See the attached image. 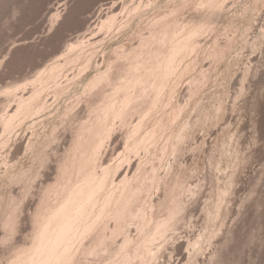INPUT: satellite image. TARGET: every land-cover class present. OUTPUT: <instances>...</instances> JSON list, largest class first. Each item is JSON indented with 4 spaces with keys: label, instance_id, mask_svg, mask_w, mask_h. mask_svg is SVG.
<instances>
[{
    "label": "rangeland",
    "instance_id": "obj_1",
    "mask_svg": "<svg viewBox=\"0 0 264 264\" xmlns=\"http://www.w3.org/2000/svg\"><path fill=\"white\" fill-rule=\"evenodd\" d=\"M212 1L213 2H210V4L207 5V3L209 2L206 3V0H0V264H11V263L14 264V262H11L13 258L23 259L20 257L21 256L20 252H22L24 255V256L22 255V257H27V258L26 260L25 259L21 261L18 260L19 261L18 264H51V262L49 261L51 259L56 263L57 262L60 263L61 259L59 255L62 253V251L67 249V251H65V254L66 252L68 254L69 252L71 253V250L73 253V249L71 248V250L69 251L68 248L70 246L74 247V245H78L79 240L80 241L82 240L81 237L85 239L84 237H87L86 233L88 232V230H89L88 237L90 236L92 239H93L92 236L94 235L97 236L98 234L97 231H96L97 234H94L91 231L92 230L91 227H93L92 224L94 223L92 220L100 219L98 218L99 216L96 217L97 219H93L92 218L93 215L91 216V213L89 212L90 209L93 208L91 207V204L92 205L94 204L92 203L94 199L89 198L93 201L89 200L91 204L90 207L88 204V207L90 209L86 208L88 209V214H86L87 210L84 208L85 206L83 207L84 203L82 202L84 201L82 202L80 201L83 200L84 197L92 195L90 193L94 191V186L96 181L94 179L95 178L97 179L96 176L101 177L102 178L101 180H105L106 183L105 185H107V191L111 190L110 188L112 187L113 184L115 185V183H118L119 185L117 184V186H115L117 187L115 188L116 189L115 191L113 190L109 191V192L118 193V191L121 192L122 188L124 187L127 189L129 188L126 187L127 183H124L125 179L124 181H122L124 185L123 183H119V181L121 179L123 180L124 177L128 178L129 173H132L130 175L132 177L129 176V178L132 179L133 177H135L133 176V173L134 174L138 173V171L141 172L139 169H137L141 164V162L142 165L146 164V167L144 166L145 169L143 168L142 165L141 168H143V170L151 171L153 175L149 171H147L148 173L147 172L145 173L148 175H145L144 172L140 174L142 175V177L139 175L140 183L138 182V180L137 183L141 185L140 186L138 184L135 185L136 182H134L135 189L134 188L131 189L130 187L133 193H131L128 189L127 191L129 192L127 197H129V193H131V195L133 194L132 195L133 198L135 197V199L140 203L141 198L137 199L138 197L137 192L142 190L145 192L147 184H149V187L151 185L150 188L152 189L151 190L152 193L148 192L150 195L145 194L146 192L145 193L140 192L139 195V197L142 195V198H144L143 197L144 195L146 198L147 195V199H148L147 200L148 202L146 201L147 202L146 204H144L145 202L144 199H143L144 202L142 201V203H140L141 207L139 209L142 210L143 212V208H144L145 211L143 213L141 212L142 214L140 213V217L145 213H146L145 215L148 214L150 216L151 210L154 211L151 214V215L154 214L153 221L151 216H150L151 219L150 218L148 219L152 221V227L150 224L151 221L148 222L149 224L147 223L149 227H151L150 229H152L153 232L154 230H158L159 232H162L161 230L158 229L159 226L157 229H155L157 225L154 226L155 228L153 230V225L157 224V221L160 220L161 218H162L161 220L165 219V221L169 219L168 217L170 214L169 211L172 210L170 209L171 206L174 207V205H172L174 201L175 202L179 201V203L176 202L178 203V205L176 204L177 208L181 207V209L178 210L180 211L182 210L183 212L181 213L180 211L177 212L178 214L176 216L175 210L177 209L175 206V210L172 211L173 212L175 211V218L178 217L179 214L182 215L181 217L179 216V218H176L177 220L180 219V221H176L175 219H173L172 221L176 222L174 223L170 220L171 223H174L173 225H169L171 224L169 221H168L169 223L166 222L168 223L167 225L169 226L168 227L169 231L168 228H165L166 223L165 225H163L162 223V227L164 226L163 231L167 229L168 236L164 234L166 232L161 233L162 235H166L164 237L163 236L161 237L164 239H161L160 238L161 234L160 236H157L159 235V232L156 231L158 232V234L156 233L157 234L156 236H155V232L153 234L155 237H157L155 238L153 237L152 235L153 232L150 229L147 230V232H145L146 230L145 231L143 230L145 227L148 226H145L144 223H143L144 227L141 225L142 224L140 222L141 219L137 217L139 216L137 215L139 214L137 210H134L133 212L128 211V207L134 205V203L132 204L130 203L131 202L130 198L132 196L129 197L130 202L126 197L127 200L125 202L126 204L125 206H127V204L129 205L126 207L127 208L126 211L132 212L131 215L133 214L132 215L133 217L130 215L131 216L130 220L134 218L131 221L133 225L132 224H131L132 226L128 225V228L129 226H131L129 230L132 231L131 234L133 235V241L134 238L135 241L137 240V243L142 241L141 246L143 247L144 244L146 245L148 244L149 246L151 242V241H149V243L144 242L143 239L145 236L147 237L150 235L149 237H151V239L153 238V240L154 238L155 240L158 238L159 240H162L160 242L158 241L159 243L157 242V240L155 242L160 244V246L157 244H155V246L151 245L153 247V251L147 249L150 248V246L149 247L144 246L145 249L148 250V252L146 251V253L147 254L150 253V256L152 254L150 258L146 257L148 259L145 258L146 255V254L144 255L145 252L142 251L140 252L143 253L144 257L140 256L142 255L141 253H139L140 254L139 256L141 258L143 257L144 259L143 258L141 259L137 255L138 253H136L137 260L134 259L135 255L133 254V252H135L137 249L140 250L139 249L140 247L137 248L133 246V248H136V250L134 251L132 246H130L132 253L129 250L130 248L128 249V251H130V253L133 255L132 256L134 257L133 259L137 261V263L134 261V264L135 263L147 264V262L149 264H264V0H212ZM180 4L181 6H183L182 4H184L185 8L181 7ZM175 6L176 8H178V11L180 10L179 12L181 14L177 12ZM182 8L184 9L181 10ZM171 11H173L172 17H174V15L176 14L178 16L179 13L180 15L178 16L179 22L177 24L178 26L180 24L181 28L185 27V29L187 30L186 32H183V34L180 30H178L181 32L180 35L176 34L175 36L173 34V32L175 33L180 26L178 27L177 25L174 24L178 28L175 27L174 30H172L173 23H176V19L178 18L176 16H175L176 19L170 17ZM174 11H176L177 13H174ZM154 13L155 15L153 16ZM165 13H169V15L166 14L168 15L166 16ZM160 15H164L165 18H163ZM145 16L147 18H145ZM149 16H153L152 21L151 19L149 21ZM191 16L192 18L193 16L196 18L195 24L194 21L193 23L192 22L190 23V19L192 18L189 17ZM181 17L183 19L184 17L186 18L184 19L183 22L189 20L188 23L187 22L185 23L187 25L190 23L191 26H193L191 27L190 30H189L190 24L188 27H186L187 25L185 23L184 25L186 26L181 25L183 24L182 22L183 19ZM200 17H203L204 20L201 18L202 21H199L200 19L198 18ZM154 18L157 19L156 20L157 22L155 21ZM138 19H141L142 22L141 20ZM172 19L175 20V22H173ZM205 19L206 20L209 19L210 23L209 24H207V22L204 23ZM161 22H168L169 23L168 25L172 26L171 31H169L171 32V34H169L168 36L169 38L172 39L171 36L173 34L175 39L173 38L174 40L172 39L173 41L171 40V42H173L174 44L177 42V44H179L180 47H181V42L179 41H182L183 37H188L189 36L188 34H190L191 36L190 38L192 40L189 39L188 48H190L191 46V49L193 48L192 52L191 49L187 50L188 51L187 52L186 49L188 48L186 47L184 50V52L185 51L187 52V53L185 52V57L188 56L189 59L187 60L186 58V61H182L181 59L184 58L182 57L183 51L179 50L178 51L179 53L180 51H182L181 52L182 58L179 56L180 57L179 59L178 57L179 59L178 63L182 62L181 64H177L175 62L176 63L174 65L175 69L174 68L170 69L171 68L170 65H173L172 62L175 60L172 61L171 58L168 60L170 62L172 61L170 64L168 63L169 64L168 67H170L168 69L169 71L170 70L172 71L173 69L176 70V67L181 65L180 68L178 69L180 70L179 72L181 73H179L177 77L175 76L176 79L173 81L174 74L177 73L178 71L177 70H176L177 72L173 71L174 73L171 75L173 77L171 79L170 76L169 79L166 77V74L170 75L172 72L167 73L168 70L165 67L166 64H164L168 62L167 58L172 55L170 54L172 52H169V50L172 51L173 48L171 49V47L173 46H170L168 43H166L168 44V46L166 45L164 46L162 43L161 44L162 46L160 45L162 47V50L158 51L159 55L156 53H154L156 55H153L151 51L147 52L146 54L149 53V56H151V54L153 55V60L155 61H157L156 59L158 58L154 56H159V58L161 59H163V57H166L164 59V63L162 62L163 60L160 61L162 62L163 65L161 64V69L159 70L162 71L160 74L159 72L153 73L151 71H148L150 64H151L150 65L151 70L153 67L156 68L155 66H153L156 64V62L155 64L153 63L152 65V60H150V58L152 59V56L151 57L148 56L149 58L146 57V59L148 58V60H150L149 62L150 64H147L148 60L147 62H145L146 59L144 60L145 64L143 62L141 64H143V66L145 65L144 67H146L147 64L146 71L148 72L144 71L143 67H141L142 65L139 66L143 69V72L142 69L141 70L139 69V72L143 74L139 73L140 74L139 75L137 72L138 75L131 78L130 81L132 84L133 81L135 80L134 85H132V88H135L134 86L138 84L136 78L137 80L141 79L142 78L141 75H144L145 77V74L148 75L151 72L149 76L150 79H147L148 78L147 75H146L147 76L146 79L148 80V82L152 83L151 86L153 88L150 86V84L147 83L146 79L145 82L144 81L142 82L144 78L141 79L139 84L141 86L142 85L144 86V84L147 83V88L146 86H144V88L143 86L142 87L140 86L139 91H141L142 88L143 93L140 94L139 92V94L140 96L143 95V97L145 95V97L142 98V96L139 97L137 95L138 98L144 100L148 99L145 92H147L150 88H151L150 91H152V89L154 91L156 90L154 96L153 94H151V92H147V93L148 94L150 93L151 96L155 98L156 95L158 94V91L160 90V89L158 90V87L160 88V85H162L163 87L167 85L164 88L165 95L167 94L166 91H168L167 98L166 96H164V92L162 94V92L159 91L160 93L157 96H160L162 94L164 96L162 97L165 98V100L163 99L164 102L162 103L160 102L162 100L161 99L162 97L160 96L161 97L159 101L160 103L157 102L159 105L155 101L157 99H154L152 97L151 100L150 99L145 100L146 102L149 101L150 105H146L144 102L143 105L146 106L141 105L140 107L139 102H134V104L139 103V107H140L138 108V104H137L136 106L137 110H135L134 109L135 107L134 108L131 107L132 105H134L133 101H131L133 99L131 98L130 100L129 98V101L131 102L132 105L131 106L127 105L128 107L127 106L125 107L126 100H128L127 97H129L126 95L128 90L130 93L135 91V89L132 90V92L130 91L131 84L128 83V85L130 84V88L129 86H127L128 89L126 94L122 95V93H120L121 94L120 95L118 93L119 96L125 97L124 101L123 99L121 101V104L122 102H125L124 105L120 104L122 109H120V111L117 109L119 108L118 104L121 98L119 97L117 98L114 96L115 100L116 98L117 100L119 99L117 104L118 106L117 108L115 107L117 109L116 114L114 113L112 115L111 111H106L108 114L110 112L109 115H112L113 117L116 115L115 117L116 121L120 123V125H123L124 127L122 126L119 127L118 126L119 124L114 119H112L111 116L109 119L108 118L109 116L107 115V118L103 121V124L100 127L102 128L104 125L105 128V126H107L108 123L110 124L109 120L111 119L114 120L116 124H113L114 129L113 127H111L112 130H110L109 127L111 126V124L107 126L109 128V131H111V133L107 131L108 128H106V130L103 129L105 132L107 131V136L105 135L106 136L105 138L102 136L104 140L102 139L103 141L101 142V145L100 143L98 144L97 139L101 141L102 137L98 136L99 138H97L96 141L95 136L93 135L94 137H92V134L95 133L96 135L97 131L99 130H96V132L94 131L91 132L92 130L89 128L91 126L88 125H91L92 123L94 125L97 124V122H95L96 117L95 115L93 117L92 114L96 113V111L98 110H101V106H103L101 104L107 102L106 99L110 96L104 93L106 92L109 93L108 91H110L109 94H111V90L113 89L114 84L116 83V81L119 80V78H117L116 80L115 77L118 75L119 77L121 76L119 72L120 70H122L120 67L122 62L118 63V61L119 62L122 61L121 59L126 55L129 48L136 46L141 38L148 36L150 32H152L154 28H156V25ZM171 22H173L172 25ZM198 22H200V25L199 24L197 25ZM201 22H203L204 25L206 24V26L202 25L203 23ZM185 29L182 30L185 31ZM186 41L188 42V40ZM186 41L183 40V42ZM183 45L184 44H182V46ZM163 46L166 47V50ZM175 49L173 51H175ZM160 52L166 55L165 56L162 55V57H160L161 54ZM174 53L178 55V53L176 52ZM74 54L76 56V59L73 58L74 61L69 62L70 59L68 60V57L69 58L71 56L73 57ZM118 54L121 55L119 56ZM146 54L145 56H147ZM174 56H172V58ZM174 59H176L177 61V56ZM83 61L84 64H82ZM54 63L55 64L58 63L59 66L61 65V67L64 68L62 69L64 70V72H62L60 69L59 70L60 73L57 74L58 75L60 74L61 77L59 78L58 76L57 77L58 79L55 78L47 81V85H46L47 87H45V83L42 82V80L44 79L40 78V75L41 74L44 75L42 70L48 67L50 64L53 65V68H50L52 67L51 65L48 71L50 70L55 71V69L57 70V67L59 66L54 67ZM158 63L159 61H157V64ZM96 64H97L96 66L97 68L94 67V65ZM90 65L91 68L89 67ZM107 67L110 69L108 70L111 71L112 76L115 78V83L111 81L112 76L110 77V72L109 71L107 72L106 70ZM154 68L152 71H155ZM86 69H87V73L85 71ZM101 70L103 73H105L106 76L105 79L108 78L109 80L111 79L110 80L111 83L107 82L104 79L100 83L101 85L99 83L96 85L94 84V79H96V76H98L99 73L101 74ZM78 72L80 73L78 74L79 76L76 75ZM95 72L96 74L98 72V74L96 75ZM48 75L46 78H48ZM80 75H82V77H80ZM92 75L95 76L94 79ZM52 77H56V76H52ZM86 77L88 78L84 80ZM168 79L171 82L169 81L167 82L166 80ZM163 80L165 83L163 82ZM105 81L108 83V86H106L107 83ZM103 82L106 83V84L104 83L105 84L104 86H106L105 88L104 87L102 88ZM141 82L143 84H141ZM81 83L83 84L84 87L79 91H77L76 93H74V96L72 95L70 96V98L72 99L74 98L72 102H70L71 101L70 98L68 100L70 103H72V105L65 106L63 102L60 103L61 101L58 99L59 97L58 98L56 97V95L60 96L64 90L66 91L72 86ZM86 84H88L89 86ZM163 87L161 88L163 89ZM145 88L147 91L145 90ZM87 89L90 90L87 91ZM98 89L99 90L101 89L100 90L101 92L98 91ZM107 89L108 91H106ZM82 90H85L86 93L83 92ZM80 91H82L83 94L82 92L81 94L80 93L77 94ZM121 91L123 92L124 89ZM130 93H128V95H130ZM134 94L135 93L131 95L135 100H138V98ZM97 95L100 98H97L98 97ZM90 98L96 101L95 102L91 101L92 102L91 103L89 101L91 100ZM101 98H102L101 100L102 102L99 103ZM104 98L106 99L103 100ZM54 99H58L57 100L58 102ZM65 99L63 100L65 101ZM110 99L109 98L107 99L108 102L111 101ZM141 99H139L138 101H140ZM144 100L141 101L143 102ZM153 100L156 105H154ZM68 101L66 100L65 103L66 102L69 103ZM129 101H127V103ZM114 102L115 101H112V103L110 102V104H113ZM93 103L94 104L99 103V104L97 106L95 105L96 111L94 109L95 112L93 111L92 113V110L94 108ZM73 104L76 105L73 106ZM157 105L159 106V108L155 107ZM110 106L114 111L116 110L114 106L112 105ZM153 106L155 107L154 109H152ZM67 107H72L73 109L72 110L70 109L69 110L70 112L68 113L67 110L69 108ZM142 107L147 111V116H144L145 118L147 117L145 121H149L148 123L152 122L150 123L151 125L149 126L152 127L155 123L158 122L160 123L161 120L158 122L157 120H159L160 118L162 119L163 117L164 118L166 117L165 119L166 123L167 120L168 122L170 121V123L168 124L166 123L164 124L165 120L163 121L164 125L169 126V127L166 126L167 128L165 130H163L165 128L164 126L163 128L161 127L162 123H160L161 124L160 130L158 129V125L156 124L155 127H152L153 131H154L153 128L155 129L157 128L162 133L167 132L165 133V136H162L165 137L164 141L163 140L162 141L163 144L164 142L167 141L166 145L167 144L168 145L166 146L164 144L162 147H164L165 149L166 146L167 148H169V150L166 149L167 151L166 150L162 151L163 148L161 146H157V144L160 145L159 141L162 139V137L161 139L159 137V141L156 139L157 134H159L160 132H158L155 135V141L156 142L158 141L157 144L156 142L153 143L154 141L153 142L151 141L152 137L149 136L153 133L155 134L157 132V129L156 132L153 133H151L152 131L150 133L149 131L146 132L148 130L147 128L149 127L147 126L148 123L146 124L144 120L142 121L145 124L143 125L141 124V125L143 126V128L145 126H147V128L141 130L142 127L141 126H140L141 128L139 127L140 121L138 119L143 117V116L142 117L139 116L143 114V112L142 113L140 112L141 111L140 109ZM48 108H50V110ZM64 108H66L67 110H65ZM125 108L126 109L133 108L135 111L139 110V112H137L138 114L135 111L131 112L132 109L131 110L129 109L126 112L128 118L131 120H133L134 118L135 122L134 120L133 122H131V120H127V121L125 119H123L124 121L122 120L121 116H125V115L123 114V112H121V110L125 112L126 111ZM143 108L142 110H144ZM44 109H45V113L43 112ZM53 110L59 112L55 113ZM145 110L144 112H146ZM152 110H155L156 113L155 116H153L154 112L152 113ZM39 111L41 113L43 112L42 115H39L41 118L40 121L38 120ZM65 111L68 114L61 119L59 116L64 115ZM128 111H130L131 114ZM50 112H54V115L52 116L50 115L48 116V118L42 119L43 116H47L48 113L53 114ZM106 112L102 114L103 113L102 111L101 118L104 119V117H106L105 116ZM134 112L137 114L136 115L137 117L133 116ZM148 112L150 113V116ZM117 114L119 116H117ZM27 116L29 119L27 118ZM31 116L32 117L35 116L32 119L34 120L36 119L35 121L36 122L38 121L37 124L32 119L30 120ZM152 116L154 117V120L153 121L148 120V118L150 117H151L150 119H153ZM55 117H59L60 120L59 118H55ZM98 117L100 118V115H98ZM26 118L28 120H26ZM89 119H91L90 122L93 120L92 123L89 122ZM84 120H87V125H86V127L88 126L87 131L88 128L91 130V131L89 130L87 133L88 137H90L89 133L91 132L92 133L91 137L94 138V140L97 142L94 143L93 140V144L91 143L92 147L91 144L88 146L91 148V152L87 147H84L83 148L84 150L80 151L79 149H82V146L80 147L79 144H77V141L78 143L81 142L80 137H83V135H85L84 132H80L81 129L83 130V128L85 127L84 123L86 122H83ZM101 120L99 122L98 119L99 124H101ZM114 121H111V123ZM42 122L44 126L43 125L39 126ZM51 122L53 123L54 126V128L52 127L53 130H51V126H50L52 125ZM129 122L131 123L129 124ZM122 123H126V124H122ZM55 124H57V126ZM127 124H129V126ZM97 126L95 125L96 128H94V130L98 129ZM43 128H47V130L45 131ZM48 128H50L51 130L50 132H48L49 131ZM127 128L128 130H126ZM131 129L132 131L134 130L135 133L138 135L137 136L136 134H134V137H138L139 140L138 138L135 139L132 136L134 132L131 134L130 133L132 132ZM39 131H41L40 133L44 132L42 133L43 136L41 134L38 135L41 136L39 137V140L41 142L36 141V143L40 145L38 146L36 144L37 146L35 145V147L32 145L33 146L32 148L31 141L33 140L34 142V140H38V138L36 139L35 134H37V132ZM102 131H100V133ZM128 131L133 138L130 135H128L129 133L126 134V132ZM45 132L49 133V137L47 136L49 139L47 140L49 142L43 141L45 140L46 137L45 134H47ZM79 133H84V134H82V136H79L80 139L78 138L79 139L78 140L77 137ZM100 133H98V135ZM103 133H101V135H103ZM164 133L162 135H164ZM145 134H147V136L150 139L148 145L150 146L151 143L156 145L157 147L156 152L152 151V149L154 150L156 147L152 149L149 148V150L151 149L150 151H152L153 153H151L147 149L148 145L145 148L143 147L148 142L147 136ZM154 134L151 136L154 137ZM127 135L128 138H132L131 142L128 141V138H126ZM84 140L85 138L83 139V143ZM89 141L92 142L91 140ZM90 142L87 143L89 144ZM128 142H130L131 144H129ZM134 143L136 144L139 143V144L136 145ZM81 144L82 143H80V145ZM153 144H151V146ZM77 145L78 147H80L78 149L80 151V152L78 151L79 153L77 152V150H75V146L77 147ZM86 145L87 144H85V146ZM37 147L38 148L40 147L39 148L40 152L36 151L35 148ZM70 150H72L73 154L69 153L71 152ZM146 152L147 154L148 152H150L152 155L149 154L147 156ZM162 152L163 153L165 152L166 155L165 153L162 154ZM74 153L76 154L78 153V154L77 155L75 154L76 156H74ZM72 155L73 157H75V159L72 157ZM145 155L149 158L144 157ZM150 156L152 159H150ZM142 158H144V161H142ZM145 161L147 163L143 164V162ZM131 168L132 171L130 170ZM133 169L135 172H133ZM106 173H108L109 175L112 173V175L108 176V174ZM149 174L152 175V177H150L151 180L150 182L147 181L148 183L147 182L145 183L146 178L150 179L148 178ZM143 176L145 177V179H143ZM79 179L81 180L80 183L83 184L84 182L83 185H85L86 183V186L82 187V184L80 186L78 182ZM89 180H91L90 184H89ZM101 180H99L98 184L100 183ZM185 180L187 181V183ZM184 181H185V185H184L185 187L183 186ZM130 182L132 181L130 180ZM101 183L103 184L104 182L101 181ZM78 184L80 186V189L83 188L82 190H79V188H77ZM100 185L98 187H100ZM136 186H138L139 188L142 186V190L137 191ZM98 187L97 189L101 190L102 186L100 188ZM183 187L185 189L184 192L181 193ZM102 188L104 189V187ZM179 188L181 189L180 193H178L180 190ZM75 190L77 192V196ZM83 190L85 191L83 192ZM107 191L105 190L104 196H106ZM81 192L85 194H82ZM109 192H107L108 193L107 195L110 197V195L113 193L110 194ZM218 192L220 194H218ZM96 193L95 195L97 196L98 193L97 194ZM68 194H71V197ZM73 194H75V198H73ZM65 195L66 197H68L67 199L68 201L70 200V198L72 201L70 200L71 202L68 201L63 202L66 199ZM93 196H94V192H93ZM98 197L103 199V194L101 193L100 196L98 194L97 198ZM148 197L150 198V200ZM62 198L65 199L63 200ZM97 198L94 201L96 203H97L96 201ZM173 198L174 201L171 202ZM73 199H75V202H73ZM86 199L88 200V197H86L84 200L87 201ZM151 199L153 201H151ZM61 201L64 203V205L67 202L69 203V205L67 203V206L68 208L70 206V208L67 209L66 213H65V207L64 205H62ZM181 201L182 204L184 202L183 205L180 204ZM98 202H100L97 203L100 204V206L103 205L102 200ZM60 203L62 206L60 205ZM107 203H108L107 204L108 205L107 208H108L110 203L109 200ZM57 204L59 205L57 206ZM77 204H79V206H77ZM97 204L96 207L94 205V207L96 208L94 209L97 211L94 212L95 210L94 211L92 210L94 212L92 214L97 213L94 216H97L101 213L100 212L98 214V210L99 208L102 209V207L98 206ZM85 205L87 204L85 203ZM136 205H138V203L134 205L135 207L132 206L134 207L133 209L138 208ZM184 205H185L184 207L185 209L184 208L182 209V206ZM60 206L64 208V210L62 209L64 211L63 214L61 213L62 211H60L61 210L60 208H59L60 212H56L58 210L55 211L56 207L58 208ZM97 206L99 207L98 209ZM82 207L86 211H84L81 214ZM145 208L148 209L147 212ZM102 210L100 211L106 213L104 209ZM126 211H125L126 215L129 214ZM54 212L57 213L56 216H58V214L59 216H61V214L62 216L65 214V216H63L64 218L61 216L62 219H58L59 217H56L59 220L57 221L55 215H53ZM148 212H150V214ZM173 212L171 217L174 215ZM84 213L85 215H83ZM108 213L111 214L110 211ZM75 214L77 215L75 216ZM79 214H81L79 216V220L77 219V221L74 222L76 223V225L73 222H72L73 224L68 223L67 225L70 224V226L68 227H72L73 225L72 227L73 229H76L75 226L77 227L79 226L80 229L79 228H78L79 230L76 229V233H75V230L72 229L73 231L72 232L71 228H68V230L71 231L68 233V230L64 228V225L65 223L70 221L67 220L66 222L65 218L72 219L71 215H73L72 217L75 216V220H76ZM119 214L121 213H117V216H119ZM86 215L91 216V218L88 216L92 222L91 227H90V222L83 223L85 220L89 221ZM126 215L125 218H127L128 221L129 219L128 217H126ZM145 215L142 218L145 219L146 217ZM84 216H86L85 220H83ZM134 216L138 220L135 221L136 218ZM52 217L56 219V222L59 224L58 227L61 226L59 222L65 220L64 221L65 223L63 222L64 223L63 227H59L58 229L61 230V228H63L62 230H66V234L68 235L65 236V232H64L63 235L64 237H63L60 231H59L60 235L59 233H56L55 236L58 240L59 237H57V234L60 237L62 236L60 241H56L57 243H54L55 241L52 242L53 241L52 239H51L52 241L50 240L52 243L50 241L48 242V237L45 233L47 229L45 223L48 224L49 222H47V220L49 221V219H51ZM80 217L81 219L83 218L82 219L83 222L81 221ZM125 218L122 217V219H124V221L126 222ZM122 219L118 218L117 222ZM124 221L122 223H124ZM133 221L135 223H133ZM137 221H139V223H137ZM141 221H143V219ZM53 222L54 220H52V223ZM77 222L79 223L77 224ZM105 222L106 221L104 220V227H105ZM112 222L110 223L111 226L109 225L111 228H112ZM115 223L116 221L113 222V228L117 229L120 226H123L125 228V225L124 224L121 225V222H120V226L116 228L115 226H118L119 224H115ZM130 223L128 222V224ZM108 224L109 223H107L106 226H108ZM135 224L136 225L140 224V226H142L140 227L141 229L138 227L139 225L136 226ZM49 225H51V223H49ZM67 225L65 227H67ZM96 225L99 226L100 224L96 223ZM56 227H57L56 225H53L52 228H54L57 231L58 229ZM101 227H103L102 223H101ZM126 227H127V223H126ZM162 227L161 229H163ZM86 228H87V232L85 233ZM94 228H96V226ZM109 228H107L108 231ZM41 229L43 231L45 230V232H43L44 235L43 239L45 238L46 235L47 239L45 238L46 240L45 239L44 240L50 243V244L47 243L49 245V247L47 245V251L48 248L50 250L48 255L44 253L46 246L42 245L46 242L44 241V243L42 244L40 242L39 244L35 239L36 235H34V233L37 231H38L37 235L39 234L43 236L41 234L42 231ZM54 229H52L53 236L56 232L54 231ZM119 229L122 231L126 230V229L123 230L121 228ZM170 229H172V231ZM52 230L51 231L50 229L47 230V234H50L49 236H51L52 233H48V231L52 232ZM111 230L112 229H110V231ZM129 230L127 231L128 233L124 231L125 236L126 234L132 236ZM141 230H143V232H140ZM78 231L79 232L83 231L85 236H80L83 235V233L79 234ZM101 231H104L106 233L105 229L100 230V232ZM110 231L106 233V235L110 234L109 236H111ZM149 231H151L152 233H149L148 235ZM118 233L120 234V231ZM121 233L123 236V232ZM143 233L146 235H144ZM113 234L114 233H112V236H116V238H118L119 234L118 235L116 234L113 235ZM39 235L37 237H39ZM108 235L107 236L104 235V237L102 236L103 237L102 239L104 240L101 239L103 241V243H101L102 245L105 244L107 241V244H105L106 247H108L109 245ZM41 236L39 237V240H42L40 239ZM53 236L52 238L57 240ZM96 236L94 238L97 239L101 238V237L98 238ZM98 236L100 235L98 234ZM122 236L119 237L120 239L119 238L116 239L114 237L116 239V242L115 241L114 242L117 244V241L119 240L118 244L121 243L120 245L121 247L124 244H126L122 242L124 241L123 238L124 239L128 238V236L121 238ZM33 237L35 239L34 240L35 242L33 241ZM91 238L90 241L92 240ZM94 240L91 242H89V240H86L87 246L85 244L84 248L86 247L88 249L89 247L91 249L96 248L95 244L96 245L99 244L100 240L99 241L97 240L95 244L92 243L94 242ZM145 240L148 241L147 238ZM131 241L132 239L130 240V242ZM135 241L133 243L131 242L132 244L131 243L130 244L131 245L135 244L136 243ZM33 242L34 245L38 247V249L32 253L33 254L37 253V254L36 255L32 254L31 256L33 257L28 259L30 257V255L28 257V252L30 253L28 249H30ZM76 242H78V244H76ZM114 242L111 245H114L115 244ZM91 243L94 245H90ZM80 244L78 246H80ZM101 244H99L98 247ZM151 244L153 243L151 242ZM39 245H42L44 247ZM88 245L90 246L88 247ZM78 246L74 248L77 250ZM116 246H112V248L113 247L116 248ZM120 246L118 245V247ZM158 246L160 247V249ZM40 247H42L44 251H42L41 254H38L37 251L40 252L39 250ZM101 247L102 246H100V250ZM106 247L104 249L107 250ZM118 247L115 250H117ZM128 247L129 246H126L125 248L127 249ZM123 248L124 247L120 249ZM154 248L156 251L157 250L158 251L155 252ZM80 249L83 250V247L82 248L79 247L77 254H79V251L81 252ZM104 249L102 250L103 252L105 251ZM110 249L111 248H109V251L111 250L114 251V249L111 250ZM76 250L74 251V253L77 252ZM85 250H83V253L85 254L81 253L84 255V257H82V255L80 254L81 257H79L78 261L71 256L72 258L67 260V262H64L66 260L62 259L61 261L64 260L62 264L65 263L70 264V262L73 264H88V262H90L91 264L92 263L93 264H123V263L127 264L128 256L130 257V259H132V257L129 254L128 256H126L127 254H124L127 253L125 249L124 251L126 252L121 250L123 256L120 254L119 249H118L119 251L117 250L114 253L111 251L112 254L114 255L116 252L117 255L118 254L121 255V256L119 255L118 257L116 255H115L116 257L113 255L111 257H108L109 256L108 254H110L111 252L107 254L105 253L106 251L104 252V254H101V256L100 255L96 256L97 255L96 254L97 251H96L94 253L96 255L88 257V255H86L87 252H84ZM91 251H95V250L92 249ZM16 253L17 255L18 254L20 255L18 256V258L14 257ZM51 253L52 256L50 255ZM68 254H66L67 258H68ZM105 254L106 257L102 256ZM85 255L88 258H86ZM89 259L92 260L89 261ZM143 260L146 263L143 262ZM16 261L17 260H15V262ZM130 262L132 264L131 260L129 261V264Z\"/></svg>",
    "mask_w": 264,
    "mask_h": 264
},
{
    "label": "bare ground",
    "instance_id": "obj_2",
    "mask_svg": "<svg viewBox=\"0 0 264 264\" xmlns=\"http://www.w3.org/2000/svg\"><path fill=\"white\" fill-rule=\"evenodd\" d=\"M207 2H209V3H207ZM210 2H213V1H212V0H209V1L206 0L207 5L210 4ZM178 5H179V4H178ZM178 5H177V7H178ZM182 5H183V6H181V4H180L181 7H184V8H185V5H184V4H182ZM181 7H180V8H181ZM184 8H182L181 10H183ZM211 8H212V7H211ZM175 9L177 10V12L180 11V10L178 11V8H176V6H175ZM184 11H185V10H184ZM177 12L174 11V13H177ZM179 13H180V12H179ZM179 13H178V16H180ZM205 13H207V12H205ZM158 14H159V13H158ZM160 14H163V13H160ZM166 14L169 15V13H165V15H166ZM170 14H171L170 17H172V16H173V15H172V14H173V11H171ZM180 14H181V13H180ZM212 14H213V13H212ZM143 15H145V14H143ZM147 15H148V14H147ZM154 15H155V13L153 14V16H154ZM168 15H166V16H168ZM199 15H200V14H199ZM153 16H149V21H150V19H151V21H152ZM160 16H162L163 18H165L164 15H160ZM175 16H176L178 19H176ZM178 16H177V14H176V15H174V17H172L173 19H174V18L176 19V23H173V22H175V20H173V19H172L173 22H171V25H172V23H173V29H172V26H169V25H168V24H169L168 22H169L171 19H170L168 22H161V23H158V24L156 25V28H154V30H153L152 32H150V34H149L148 36L141 38L140 41L138 40L139 43H138L136 46H134V47H132V48H129V50L127 49L128 52H127L126 55L121 59L122 61H120V62L118 61V63H121V62H122V63H121V66H120L122 70H120L121 73L118 71L119 74H120L121 76L119 77V75L117 74L118 76L115 77L116 80H117V78H119V80L116 81V83H115V78L112 76L111 71H109L110 69L107 67V69H106L107 72L109 71V72H110V77H111V76L113 77V78L111 77L112 80H111V79H110V80L113 81L115 84H114L113 89L111 90V94H109L110 91H108V89H107L106 91H108L109 93L106 92V93H104V94H106V95L108 94V96L110 95L109 97H108V96H107V97H108L109 99H110V97H111V99H110L111 101L109 100L111 103H112V101H115V102H114L113 104H110V102H108V100H107L108 98H107V97H106L107 99L104 98L103 100L106 99L107 102L101 104V105H103V106H101V110H98L99 112L96 111V109H95V105L97 106L100 102H102V101H101L102 98L100 99V101L97 99V100L99 101V103H95V104L93 103V104H94V108H93V110H92V109H91V110H92V113H93V111H94V109H95V111H96V113H97V114H96V113H93L92 115H93V117H94V115H95V117H96V119H95V118H94V119H95V122H97L98 126H97V124H95V125L97 126L98 129H95V130H94V128H96V127H95V125L92 123L93 120L90 122L91 119H89V122L92 123V124H91V125H88V126H91V127H89V128H90L92 131H91L89 128H88V131H89V130H90L91 132H93V131L96 132V130H99V131H97L96 135H95V133L92 134V133L90 132V133H89L90 137H88V134H87V133H88V131H87V127H88V126L86 127L88 118H87V120H84L83 122H86V123H84V124H85V127L83 128V130L81 129L80 132H84L85 135H83V137H80V138H81V142L78 143V141H77V144H79L80 147L82 146V149H79L80 147H78V145H77V147L75 146V150H77V152H78L79 150H80V151L84 150V149H83L84 147L89 148V151L91 152V148L88 147V146H89L91 143L93 144V140H94V138H92V137L95 136V140H96L97 138H99L98 136H101V137L103 136V137L105 138V137L107 136V131H108L109 133H111V131H109V128H108L107 126H109V125L111 124V126H109V127H110V130H112L111 127H113V126H114L113 124H116V122H117V121H116V118H115L116 115H115L114 117H113L112 115H113L114 113L116 114L117 109L120 111V109H122L121 105H124V103H125V102H122V104H121L122 99H123V101H124V98H125V97H124V96H119V94H120V93H122V95L126 94L127 89H128L127 86H129V88H130V84H131V89H130V91L132 92V90H134V89H135V91L132 92V93H130L129 90H128V92H127L126 95L129 96V97H127L128 100H126L127 98L125 99V100H126L125 107H126L127 105H129V106L132 105L131 102L129 101V98H130V100H131V98L133 99V100H131V101H133V104H134V102H139V103H140V107H141V105L144 104V102H145L146 105H150L149 101L146 102L145 100H149V99L151 100V98L154 96L156 90L154 91V90L152 89V91H150L151 88H150L148 91L146 90V88H147V83L150 84V86L152 85V83H151V82H148L147 79H150L149 76H150L151 72H153V73H154V72H155V73L159 72V74H160L161 71H162V70L160 71L159 69H161V64H162V62L164 63V59H165L166 57H163V59H161V58H159V56H154V57H157V58L159 59V60H158V59L155 58L157 61H159L158 64H157V61L153 60V55H156V54L159 55V52H158V51H159V50H162V47H161V46H162V45H161L162 43H163L164 46H165V45L168 46V44H169L170 46H173V47H171V49L173 48L172 51L169 50V52H172V53H170V54H172V55L170 56V54H169L170 57L167 58V61H168L170 58H171L172 61H173V60H175V61H173V62L171 61V62L173 63V65H170L171 68L168 67L169 64L171 63L170 61L164 63V64H166L165 67H166L167 70H168L169 68H170V69L174 68V67H175L174 65H175L176 63H177V64H181V63H182V62H180V61H179L180 63H178V60H179L180 57H181V54H182L181 52H182V51H183L182 57H184L185 59L183 58V59H181V60H182V61H186V58H187V60L189 59L188 56L185 57V52H186L187 50L191 49V46H190V48H188L189 39L192 40V39L190 38V37H191L190 34H188V35H189V36H188L189 38H188V37H183V40H184V41L188 40V42H187V41H186V42H183V40H182V41H179V40L177 39L179 42H181V47L179 46V44H177V42H176L175 44H174L173 42H171V40H172L173 38L175 39V37L173 36V34L176 36V34H177V35H178V34L180 35L181 32H182V34H183V32H186V31H187V30L185 29V27H184V28H183V27L181 28L180 24H179L180 27L178 26V24H177V23L179 22V21H178V20H179V17H178ZM206 16H207V15H206ZM210 16H211V15H210ZM210 16H209V17H210ZM150 17H152V18H150ZM196 17H197V16H196ZM207 17H208V16H207ZM145 18H147V17L145 16ZM145 18H144V19H145ZM160 18H161V17H160ZM167 18H168V17H167ZM181 18H182V17H181ZM181 18H180V19H181ZM189 18H192V16L189 17ZM194 18H195V17L193 16V18L190 19V23H191V22L193 23V21H194V24H195V20H196V18H195V19H194ZM201 18L203 19V17L198 18V19H200L199 21H202ZM142 19H143V16H142ZM154 19H155V18H154ZM158 19H159V18H158ZM161 19H162V18H161ZM182 19H183V18H182ZM182 19H181V20H182ZM184 19H186V18L184 17ZM184 19L182 20V22L184 21ZM138 20H141V19H138ZM156 20H157V19H155V21H156ZM191 20H192V21H191ZM203 20H204V19H203ZM208 20H209V19H208ZM208 20L205 19L204 23L207 22V24H209V23H210V20H209V21H208ZM149 21H148V22H149ZM155 21H154V22H155ZM137 22H138V21H137ZM141 22H142V20H141ZM141 22H139V23H141ZM148 22H147V23H148ZM156 22H157V21H156ZM156 22H155V23H156ZM182 22H180V23H182ZM185 22L188 23L189 20H187V21H185ZM185 22H183V24H181V25L183 26ZM155 23H154V24H155ZM190 23H189V24H190ZM201 23H203V22H201ZM204 23H203L202 25H204ZM137 24H138V23H137ZM137 24H136V25H137ZM143 24H144V23H143ZM149 24H150V23H149ZM152 24H153V22H152ZM174 24L177 25L179 28H178L177 26H175ZM185 24H186V23H185ZM189 24H188V25L186 24L187 26H186V25H184V26L188 27ZM198 24L200 25V22H198L197 25H198ZM145 25H146V24H145ZM147 25H148V24H147ZM192 25H193V24H192ZM143 26H144V25H143ZM204 26H206V24H205ZM207 26H208V25H207ZM135 27H136V26H135ZM147 27H148V26H147ZM170 27H171V28H170ZM175 27L178 28L177 31H176V32H178V33H176V32L174 33V32H173V34H172V36H171L172 39H171V38H169V36H168L169 34H171V32H169V31H171V29L174 30ZM189 27H190V28H189V30H190L191 27H193V26H191V24H190ZM136 28H137V27H136ZM180 28H181V29H180ZM134 29H135V28H134ZM182 29H185V31L182 30ZM187 29H188V28H187ZM178 30H180L181 32L178 31ZM189 30H188V31H189ZM133 33H134V32H133ZM134 34H135V33H134ZM134 34H133V35H134ZM147 34H148V33H147ZM184 34H185V33H184ZM136 36H137V35H136ZM177 37H178V36H177ZM177 37H176V38H177ZM192 38H193V37H192ZM169 39H170V41H169ZM174 39H173V40H174ZM179 39H180V38H179ZM181 39H182V38H181ZM185 39H186V40H185ZM173 40H172V41H173ZM166 43H168V44H166ZM182 44H184V45H183L184 47L182 46ZM185 44H186V45H185ZM160 45H161V46H160ZM164 46H163V47H164ZM176 46H177V47H176ZM185 47L188 48V49H186V51L184 52ZM164 48H165V50H166V47H164ZM164 48H163V50H164ZM175 48H176V49L178 48V49L176 50ZM180 48H181V49H180ZM174 49H175V51H173ZM192 49H193V48H192ZM192 49H191V52H192ZM179 50H182V51H180V53H179V52H178ZM149 51H151V53L153 54V55L151 54L152 59L150 58V60H152V65H153V63L155 64V62H156L157 65H160V66H157L156 64L153 65V66H155L156 68L159 67V68H157V69L154 68V67L152 66V67L154 68L155 71H152L153 68H152V70L150 69V68H151V66H150L151 64L149 63L150 60H148V58L151 57V56H149V53L146 54V53L149 52ZM155 51H157V52H155ZM162 52H163V51H162ZM162 52H160V53H161V54H160V57H162V55H163V56L166 55V54H162ZM165 52H166V51H165ZM174 52L178 53V55L175 54ZM187 52H188V51H187ZM187 52H186V53H187ZM154 53H156V54H154ZM163 53H164V52H163ZM166 53H167V52H166ZM145 54H146L147 56H145ZM167 54H168V53H167ZM173 54H174L175 56H174ZM179 54H180V55H179ZM70 55H71V54H70ZM70 55H69V56H70ZM72 55H73V54H72ZM110 55H111V54H110ZM118 55L120 56L121 54H118ZM188 55H189V54H188ZM148 56H149V57H148ZM172 56H174V57L172 58ZM176 56H177V61H176V59H174V58H176ZM179 56H180V57H179ZM189 56H190V55H189ZM114 57H115V56H114ZM117 57H118V56H117ZM121 57H122V56H121ZM121 57H120V58H121ZM146 57H148V58L146 59ZM178 57H179V59H178ZM182 57H181V58H182ZM73 58L76 59L75 54H74L73 57H72V56H71L70 58L68 57V60L70 59L69 62H73V61H74ZM105 58H106V57H105ZM107 58H108V57H107ZM114 59H115V58H114ZM145 59H146V60H145ZM71 60H72V61H71ZM83 60H84V59H83ZM104 60H105V59H104ZM144 60H145V62H147V60H148L147 64H150V65H149V70H148V71H151V72H150V74H148V75L145 74V77H144V75H141L142 78H141V76H140V78H141V79L144 78V80H142V82H143V81L145 82V79H146V77L148 76V78L146 79V80H147V83L144 84V86H146L145 90H146L147 92H151V94H153V96H151L150 93L148 94L147 92L144 91V92L146 93V96L148 97V99H145V100H144V99H141V98H138V96H139V97L142 96V98L145 97V95H144V97H143V95L140 96V94L143 93V92H142V91H143L142 88H141V91H139V90H140V86H141V85L139 84V82L141 81V79H138V80H137V78H136V81H137V83H138V84H137V83H136V84H137L139 87L136 85V86H134L135 88H132V85H134L135 80L133 81V79H132L133 84H132L131 81H130L131 78H133L134 76H136V75H138L139 73H141V72H139V69H140V70L142 69L141 67H143V69H144L145 72H148V71H146V70H147V64H146V67H144L145 65L143 66V64H141L142 62L145 64ZM162 60H163V61H162ZM106 61H107V60H106ZM111 61H112V60H111ZM160 61H162V62H160ZM175 62H176V63H175ZM85 63H86V62H85ZM95 63H96V62H95ZM105 63H106V62H105ZM110 63H111V62H110ZM168 63H169V64H168ZM82 64H84V61H83ZM93 64H94V63H93ZM51 65H52V64H50L48 67H46L47 69L44 68V69L42 70V72L44 73V75H43V74L40 75V78H42V79L45 80V81L42 80V82L45 83V87H47V86H46V85H47V81L52 80V79H55V78H57L58 76H59V78L61 77L60 74H59V75L57 74V73H60V71H59L60 69H61L62 72H64V70H62V69H64V68L61 67V65L59 66L58 63H56V64L54 63V67L59 66V67H57V70L55 69L56 72H55L54 70H53V71H51V70L48 71L50 68H53V65H52V67H50ZM110 65H111V64H110ZM114 65H115V64H114ZM118 65H120V64H118ZM141 65H142V66H141ZM162 65H163V64H162ZM96 66H97V64L94 65V67H96ZM115 66H116V65H115ZM139 66H141V67H139ZM176 66H177V65H176ZM180 66H181V65H180ZM180 66H177V67H176V70H177L178 72H177L176 70H174L175 68H174L172 71H171V70H170V71L168 70L167 73H168V72H169V73L172 72V73H171L170 75L166 74V77L170 79V76H171L174 72H177V73L174 74V77L171 76V79H172V77H173V81H174V80L176 79L175 76L177 77V75H178L179 73H181V72H179L180 70H178V69L180 68ZM49 67H50V68H49ZM60 67H61V68H60ZM89 67L91 68V65H90ZM89 67H88V68H89ZM98 67H99V66H98ZM113 67H114V66H113ZM113 67H112V69H113ZM167 67H168V68H167ZM96 68H97V67H96ZM96 68H95V69H96ZM118 68H119V67H118ZM145 68H146V69H145ZM45 69H46V70H45ZM108 69H109V70H108ZM143 69H142V72H143ZM163 69H164V68H163ZM44 70H45V71H44ZM96 70H97V69H96ZM99 70H100V69H99ZM106 70H105V71H106ZM115 70H116V69H115ZM118 70H119V69H118ZM157 70H159V71H157ZM57 71H58V72H57ZM85 71H86V73H87V69H86ZM85 71H84V72H85ZM88 71H89V70H88ZM92 71H93V70H92ZM103 71H104V70H103ZM163 71H164V70H163ZM173 71H174V72H173ZM42 72H40V73H42ZM98 72H100V71H98ZM98 72H97V74H98ZM137 72H138V74H137ZM164 72H165V71H164ZM45 74H46V75H45ZM48 74L51 75V76H49ZM61 74H62V73H61ZM78 74H80V73L78 72L76 75H78ZM84 74H85V73H84ZM95 74H96V72H95ZM95 74H93V75H95ZM97 74H96V75H97ZM141 74H143V73H141ZM163 74H165V73H163ZM47 75H48V78H46ZM93 75H92V77H93V79H94L95 76H93ZM139 75H140V74H139ZM146 75H147V76H146ZM52 76H56V77H52ZM78 76H79V75H78ZM83 76H84V75H83ZM114 76H115V75H114ZM159 76H161V75H159ZM159 76H158V77H159ZM43 77H44V78H43ZM80 77H82V75H80ZM80 77H79V78H80ZM107 77H108V75H107ZM137 77H138V76H137ZM156 77H157V76H156ZM87 78H88V77H86L84 80H86ZM89 78H91V77H89ZM105 78H106L105 73H103L102 70H101V74L99 73V75L96 76V79H94V84H95V85L98 84V83L100 84ZM57 79H58V78H57ZM134 79H135V78H134ZM169 79L166 80V81H167V82H168V81L171 82ZM84 80H83V81H84ZM105 80H106L107 82H110V83H111V81L109 80V78H108V79H105ZM88 81H90V80H88ZM106 81H105V82H106ZM129 81H130V82H129ZM160 81H161V79H160ZM160 81H159V82H160ZM105 82H103L102 88H103V87L105 88L106 86H108V83L106 82V83H107V84H106ZM113 82H112V83H113ZM142 82H141V84H143ZM163 82H164V80H163ZM44 83H43V85H44ZM84 83H85V82H84ZM91 83H92V80H91ZM104 83L106 84V86H104V85H105ZM128 83H130V84L128 85ZM161 83H162V82H161ZM164 83H165V82H164ZM88 84H89V83H88ZM88 84H86V85H88ZM159 84H160V83H159ZM162 84H163V83H162ZM43 85H41V86H43ZM68 85H69V84H68ZM86 85H85V86H86ZM100 85H101V84H100ZM100 85H99V87H100ZM88 86H89V85H88ZM88 86H87V87H88ZM92 86H93V85H92ZM109 86H110V84H109ZM142 86H143V85H142ZM142 86H141V87H142ZM144 86H143V88H144ZM150 86H149V87H150ZM166 86H167V85H165V87H166ZM83 87H84V86H83L82 83H81V84H76V85L72 86L71 88L67 89L66 91L64 90V91L62 92L61 95L58 94V95H60V96H57V95H56V97H57V98L59 97L58 99L61 101V102H60V101H59V102H60V103L63 102V104H65V106L72 105V103H70V102H72V100H74V98L72 99V98H70V96H71V95L74 96V93H76L77 91H79V90L82 89ZM136 87H137V88H136ZM149 87H148V88H149ZM151 87H152V86H151ZM161 87H163V86L160 85V88L158 87V90L160 89L159 91L162 92V94H163V92H164V90H165V89H164L165 87H163V89H162ZM42 88H43V87H42ZM152 88H153V87H152ZM123 89H124L123 92H125V93H123V92L121 91V90H123ZM137 89H138V90H137ZM161 89H162V90H161ZM166 89H167V88H166ZM85 90H86V89H85ZM85 90H82V91L85 92ZM89 90H90V89H89ZM89 90L87 89V91H89ZM100 90H101V89H100ZM100 90L98 89V91H100ZM109 90H110V89H109ZM125 90H126V91H125ZM82 91L78 92L77 94H79V93L81 94ZM98 91H97V93H98ZM119 91H120V92H119ZM159 91H158V94L156 93L157 95H159V93H160ZM83 92H82V94H83ZM100 92H101V91H100ZM139 92H140V94H139ZM85 93H86V92H85ZM95 93H96V92H95ZM118 93H119V94H118ZM128 93H130V95L133 94V93H135L134 95H136V97L138 98V100L141 99V100H144V101L142 102L141 100H140V101L135 100V99L133 98V96L131 95V97H130V95H128ZM136 93H137V94H136ZM145 93H144V94H145ZM166 93H167V94L165 95V92H164V96H166V98H167V96H168V91H166ZM117 94H118V96H117ZM147 94L150 95V96H148ZM162 94L160 95L161 97L163 96ZM93 95H94V94H93ZM120 95H121V94H120ZM137 95H138V96H137ZM157 95H156L157 98H156V97H155V98L153 97L154 99H157V100H158V101L155 100L156 103H157V102H158V103H160V102L163 103L164 100H165V98H163L164 96L161 98L160 96H157ZM97 96H98V95H97ZM114 96L117 97V98H118V97L121 98L120 100L118 99V100H119V104H118V100H117V98H116V100H117V101H116ZM56 97H55V98H56ZM102 97H103V96H102ZM136 97H135V98H136ZM147 97H146V98H147ZM149 97H150V98H149ZM158 97H159V99H158ZM65 98H67V99H65ZM69 98H70V100H71L70 102L68 101ZM75 98H77V97H75ZM97 98H100V97L98 96ZM160 98L162 99L161 101H160ZM58 99H54V100L57 101ZM63 99H65V101L67 100V101L69 102V103L66 102L68 105L65 103V101H64ZM90 99H91V100H89L90 102H91V101H93V102L96 101V100H92V98H90ZM163 99H164V100H163ZM134 100H135V101H134ZM98 101H97V102H98ZM127 101H129L130 104H129V102L127 103ZM159 101H160V102H159ZM54 102H55V101H54ZM57 102H58V101H57ZM116 102H117V103H116ZM141 102H142V104H141ZM153 102H154V100H153ZM153 102H152V103H153ZM75 103H76V102H75ZM91 103H92V102H91ZM115 103H116V104H115ZM139 103H137V104H138V108H140V107H139ZM147 103H148V104H147ZM152 103H151V106H152ZM158 103H157V104H158ZM55 104H56V103H55ZM63 104H61V105H63ZM77 104H78V102H77ZM114 104H115V105H114ZM117 104L119 105V108H117V106H118ZM120 104H121V105H120ZM137 104L135 103V104L132 105L131 107H133V108L135 107L134 109L137 110V109H136ZM75 105H76V104H75ZM75 105L73 104V106H75ZM110 105L114 106V108L116 107L117 109L115 108L116 110L114 111ZM146 105H143V106H146ZM154 105H156L155 102H154ZM158 105H159V104H158ZM158 105L155 106V107H158V108H159ZM160 105H162V104H160ZM53 107H54V105H53ZM99 107H100V105H99ZM109 107H110V108H109ZM120 107H121V108H120ZM127 107H128V106H127ZM155 107L153 106L152 109H154ZM67 108H69V109H68V110H67L66 108H64V109L67 110L68 113L70 112V111H69L70 109H71V110L73 109L72 107H67ZM96 108H97V107H96ZM123 108H124V107H123ZM133 108H131L132 110H131L130 108H128V109L125 108V109H126L125 112L121 110V112H123V114L125 115V116H121L122 120H123V119H125L126 121H127V120H131V119L128 118V115L126 114V112H127V110H129V109L131 110V112L135 111ZM142 108H143V107H142ZM142 108L140 109V110H141L140 112H141V113L143 112V114H142V115H139V116H141V117H142V116H143V117H144V116H147V111L143 108V109L146 111V112H144V110H142ZM48 109L50 110V108H48ZM48 109H47V111H48ZM53 109H54V108H53ZM99 109H100V108H99ZM107 109H108V110H107ZM111 109H112V110H111ZM125 109H124V110H125ZM156 109H157V108H156ZM41 110H43V109H41ZM41 110H40V111H41ZM40 111H39L38 116H39V115H42L43 112L45 113V109H44V111H43L42 113H41ZM53 111H54L55 113H56V112H59V111H55V110H53ZM95 111H94V112H95ZM100 111H101V112H100ZM102 111H103V113H102ZM106 111H111L112 115H109L110 112H109V114H108ZM113 111H114V112H113ZM156 111H157V110H156ZM54 112H50V113H53V114H49V113H48V115H47V116H43L42 119H46V118H48V116H50V115H51V116L54 115ZM104 112H106V113H105V114H106V115H105L106 117H104V115H103V117H104V119H103V118H101V116H102L101 113L104 114ZM128 112L131 114L130 111H128ZM135 112L137 113V112H139V110H138V111H135ZM135 112L133 113V114H134L133 116H136V115L138 114V113L136 114ZM153 112H154V115H153V116H155V114H156V113H155V110H152V113H153ZM68 113H66V111H65V112H64V115H61V114H60L61 116H59V117L62 119V118L65 117V115H67ZM152 113H151V114H152ZM90 114H91V112H90ZM123 114H122V115H123ZM139 114H140V113H139ZM148 114H149V116H150V113H149V112H148ZM98 115H100V118L98 117ZM107 115L109 116V117H108L109 119H110V116H111V118L114 119L116 122H115L114 120L111 119V120H109L110 124L107 122V123H108L107 126H105V128H104V125H103V127L101 128L100 126L103 124V121L107 118ZM28 116H30V115H28ZM28 116H27V118H28ZM38 116H37V117H38ZM117 116H119V115L117 114ZM129 116H130V115H129ZM139 116H138V117H139ZM153 116H152V117H153ZM33 117H35V116H33ZM33 117L31 116L30 120H31ZM59 117H55V118H59ZM93 117H92V118H93ZM97 117H98V119H99V122H100L101 119H103V120H101V124H99ZM136 117H137V116H136ZM143 117H142V118H143ZM27 118H26V120L29 119V118H28V119H27ZM39 118H40V116L38 117V120L40 121L41 118H40V119H39ZM60 118H59V120H60ZM117 118H118V117H117ZM139 118H140V117H139ZM142 118L138 119V120L140 121V123H139V127L141 126L142 128H141V127H140V128H141V130H142V129H144V128L146 129L147 126H148L149 128H147L148 130H147L146 132H148V131H149V133H150L151 131H152L151 133L156 132V129H157V128H156V129L153 128L154 131L152 130V127H155V124L158 125V129H159V130H160V125H161L160 123H162V126H161L162 128H163V126L165 127L163 130H165L167 127H169V126H167V125H164V124L166 123V120H165L166 117H165V118L163 117L164 119H163V118H162V119L160 118L159 120H157V122L161 120L160 123H159V122H158V123H155L152 127L149 126V125H151L150 123H152V122L148 123L149 121H145V119H146L147 117H146V118L144 117L143 119H142ZM150 118H151V117H150ZM150 118H148V120H152V121L154 120V117H153V119H150ZM32 120H33L34 122H36V121H35L36 119H35V120L32 119ZM133 120H134V122H135V119H134V118H133ZM133 120H131V122H133ZM142 120H144V122H145L146 124L148 123L147 126L144 125V126H145L144 128H143L142 125L145 124V123H144ZM164 120H165V121H164ZM56 121H57V120H56ZM111 121H114V122L111 123ZM123 121H124V120H123ZM139 121H138V122H139ZM163 121H164V124H163ZM37 122H38V121H37ZM37 122H36V124H37ZM131 122H129V124H130ZM141 122H142V123H141ZM54 123H55V122H54ZM90 123H88V124H90ZM117 123H118V122H117ZM127 123H128V122H127ZM168 123H170V121L168 122V120H167V123H166V124H168ZM38 124H40V123H38ZM51 124H52V125H50V126H51V130H53V128H54L53 123L51 122ZM84 124H81V125H84ZM118 124H119V125H118ZM118 124H117V125H118L119 127H120V126L124 127L123 125H120V123H118ZM122 124H126V123H122ZM129 124H127V125L129 126ZM141 124H142V125H141ZM42 125L44 126L43 122H42L39 126H42ZM47 125H49V124H47ZM47 125H46V126H47ZM55 125L57 126V124H55ZM93 125H94V127H93ZM127 125H125V126H127ZM169 125H171V124H169ZM115 126H116V125H115ZM166 126H167V127H166ZM48 127H49V126H48ZM52 127H53V128H52ZM150 127H151V128H150ZM156 127H157V126H156ZM81 128H82V126H81ZM92 128H93V129H92ZM106 128H108V129H107V131L105 132L104 130H106ZM43 129H44L45 131L47 130V128H43ZM48 129H49L48 132H50V131H51L50 128H48ZM101 129H102V130L104 129V130L102 131ZM113 129H114V127H113ZM124 129H125V128H124ZM149 129H150V130H149ZM158 129H157V132H156L155 134L153 133V134H154V137L151 136V135H153V134H151V135L149 136V137H152V140H151V141H152V142L154 141L153 143L156 142V141H155V135H156L158 132H160ZM35 130H36V129H35ZM85 130H86V132H85ZM126 130H128V128H127ZM41 131H42V130H41ZM41 131H39V132H37V134H35V135H36V139L38 138V140H34L35 143H34L33 140H32V141H31V146L33 145V146L35 147V145L37 144L36 141L41 142V141L39 140V137H41V136H38L39 134H41V135L43 136L42 133H44V132L40 133ZM100 131H102L101 133L104 132L105 134L103 133V135H101ZM129 131H130V129H129ZM129 131L126 132V134H128ZM131 131H132V129H131ZM143 131H144V130H143ZM161 131H162V130H161ZM167 131H168V130H167ZM133 132H134V133H133ZM144 132H145V131H144ZM45 133H47V132H45ZM84 133H79L77 139L79 138V136H82V134H84ZM98 133H100V134L98 135ZM130 133H131V134L133 133V135H132L133 137H134V134H136L134 130H133L132 132H130ZM130 133H129L128 135L131 136ZM163 133H164V132H163ZM163 133L160 132L159 134H157L156 139H157L158 141H159V137H160V139H161V137H162V136H165V133H167V132H165L164 135H162ZM47 134H48V135H47ZM47 134H45L46 137H47V136L49 137V133H47ZM86 134H87V137H86ZM91 134H92V137H91ZM147 134H148V133H147ZM147 134H145V135L147 136ZM93 135H94V136H93ZM105 135H106V136H105ZM108 135H109V134H108ZM128 135L126 136V138H128ZM136 135H137V134H136ZM136 135H135V136H136ZM159 135H160V136H159ZM166 135H167V134H166ZM132 136H131V137H132ZM137 136H138V135H137ZM46 137H45V140H43V141H45V142L49 140L48 137H47V138H46ZM101 137H100V138H101ZM103 137L101 138V141H100L99 139H97V140H98V144L100 143V145H101V142L104 140ZM133 137H132V138H133ZM149 137L147 136V141H148V142H147V143L145 142L146 145L143 146L144 148L149 144V140H150ZM166 137H167V136H166ZM80 138H79V139H80ZM84 138H85L84 143L86 142L85 144H87L86 146H85V144L83 143V139H84ZM86 138H87V141H86ZM89 138H90V139H89ZM91 138H92V139H91ZM132 138H128V141L131 142ZM134 138L137 139L138 137H134ZM47 139H48V140H47ZM79 139H78V140H79ZM102 139H103V140H102ZM129 139H130V140H129ZM164 139H165V137H162V139L159 141V142H160V145L157 144V142H158V141H157V142H156L157 146H161V147H162L164 144L166 145V143H167L166 140H167V139L165 140L166 142H164V144H163ZM89 140H91L92 142H90ZM95 140H94V143L97 141V140H96V141H95ZM133 140H134V139H133ZM138 140H139V138H138ZM162 140H163V141H162ZM39 142H38V143H39ZM48 142H49V141H48ZM87 142H90V143L88 144ZM130 142H128V143L131 144ZM136 142H138V141H136ZM33 143H34V144H33ZM80 143H82V144L80 145ZM96 143H97V142H96ZM153 143H151V144H153ZM161 143H162V144H161ZM92 144H91V147H92ZM132 144H133V143H132ZM134 144H136V143H134ZM137 144H139V143H137ZM137 144H136V145H137ZM151 144H150V146L148 145V147H147L148 150H149V148L152 149V148H155V147H156L155 144H153L152 146H151ZM37 145L39 146L40 144H37ZM37 145H36V146H37ZM83 145H84V146H83ZM100 145H99V146H100ZM154 145H155V146H154ZM167 145H168V144H167ZM167 145H166V146H167ZM33 146H32V148H33ZM153 146H154V147H153ZM166 146H165V149H164V147H162L163 150H162V148H161V150H162V151H164V150H166V149L169 150V148H167ZM168 147H169V146H168ZM39 148H40V147H39ZM39 148H38V147L35 148L37 152L39 151ZM76 148H77V149H76ZM98 148H99V147H98ZM159 148H160V147H159ZM37 149H38V150H37ZM78 149H79V150H78ZM151 149H150V150H151ZM156 149H157V147H156L154 150L152 149V151L156 152ZM150 150H149V151H150ZM167 150H166V151H167ZM70 151H71V152H69V153H72V154H73L72 150H70ZM73 151H74V148H73ZM80 151H79V152H80ZM152 151H150V152L153 153ZM39 152H40V151H39ZM79 152H78V153H79ZM150 152H148V154H147V152H146V155H147V156H148L149 154L152 155ZM33 153H34V151H33ZM78 153H77V154H78ZM164 153H165V152H164ZM164 153L162 152V154H164ZM75 154H76V153H74V156L77 155V154H76V155H75ZM162 154H161V155H162ZM146 155H145L144 157H147ZM165 155H166V153H165ZM165 155H164V157H165ZM162 156H163V155H162ZM72 157H73V155H72ZM73 158L75 159V157H73ZM147 158H149V157H147ZM145 159H146V158H145ZM150 159H152L151 156H150ZM150 159H149V161H150ZM147 160H148V159H147ZM142 161H144V158H142ZM144 163H147V162L145 161V162H143V164H144ZM141 165H142V162H141V164L139 165L138 168H137V166H136V168L139 169L141 172L138 171V173H135V174L133 173V176H135V177L132 178L133 180H132L131 178H129V176H130L132 173H129L128 178L124 177L123 180L121 179V180L119 181V183H123L122 181H124V179H125L126 182L124 181V183H127V185H126V184H125V185H126V187H129L128 189H129V191H130L131 193H133V192L131 191V189H132V188L135 189V185H137V184L139 185V183H140V182H139V181H140V180H139V177H140V176L142 177V175H140V174H142L143 172H144V174H145L147 171H149V170H143V168L145 169L146 164L142 165L143 168H141V167H142ZM144 166H145V167H144ZM30 168H31V167H30ZM134 169H135V167H134ZM134 169H133V172H135ZM137 169H136V170H137ZM147 169H148V168H147ZM130 170L132 171V168H131ZM130 170H129V171H130ZM142 170H143V171H142ZM28 172H29V171H28ZM31 172H32V171H31ZM109 172H111V171H109ZM109 172H108V173H109ZM136 172H137V171H136ZM149 172L152 173L151 171H149ZM108 173H106V174H108ZM147 173H148V172H147ZM144 174H143V175H144ZM34 175H35V174H34ZM110 175H112V173H111ZM110 175L108 174V176H110ZM127 175H128V173H127ZM136 175H137L138 177H137ZM139 175H140V176H139ZM145 175H148V174H145ZM152 175H153V173H152ZM152 175L149 174V177H148V176H147V177L150 178V177H152ZM104 176H107V175H104ZM96 177H97V179H96V178L94 179V180H96V181H95V186H96V187L94 186V191H93V192H94V196H93V192H91L90 194H92V195L86 196V197H88V200L86 199L87 201L84 200V199L86 198V197H84L85 195L83 196V197H84L83 200H80V199H79V200H80L81 202L84 201V202H82V203H84V204H83V207L85 206V207H84L85 209H86V208L90 209V208H89V207H90V204H91L90 201H93V200H91V199H94V201H95V199L97 198L98 194H99V196H100L101 193H102V194H103V199H101L102 196H101V198H99V197H98V198L102 200V204H103V205L106 203L104 206L106 207V209H107L108 211L105 209V207H104L102 204H101L102 206H100V204H97V203H100V202H98V201H101V200H99V199L97 198V200H96L97 203L94 202V201L92 202V203H94L93 205L91 204V207H93V208H91L89 212L91 213V216L93 215V216H92L93 219H97L96 217H98V216H99L98 218H100V219H97L98 221H97V220H92V221L94 222V223L92 224L93 227H91V226H92V225H91L92 222H91V220L89 219V217L91 218V216L88 215V216H89V217H88V216L86 215L87 218L89 219V221H86V220H85V217H86V216L83 217L84 219L82 218L83 220H85L84 222H83L82 219H81L82 216L80 217V219H81V221H82L83 223H85V222H86V223L90 222V227L92 228L91 231H92L94 234H97V233H96V231H97L98 234H99L100 236H98V234H97V236H96V235H94V234L91 232V233L94 235V236H92L93 239H92L90 236L88 237V232H89V230H88V232H87V228H86L85 233L87 232V233H86V236H87V237H84L85 239H83V237H81V239H82L83 241L81 240V241H82V242H81V241L79 240V244L81 243L80 246H78V245H79L78 242H76V244H78V245H74L75 248H76V246H78L77 250H76L74 247H71V246H70V247L68 248V250L70 251L71 248H72V249H73V253H72V250H71V253L69 252L70 255L66 252V254H68V258H67V255L65 254V251H67V249H66V250H63L62 253L59 255L60 259H61V260H62V259H65L66 261H64V260H63V261H64V262H67V260H69L70 258L73 257V258H75V259L78 261V259H79V257H81V255H82V257H84L83 254H85V253H83V250L87 249V250L89 251V250L91 249L89 246H90V245H94V244L96 243L97 240H98V241L100 240V241H99V244L103 243L102 240H104V239H102V238L104 237V235H105V236L108 235V234L106 235V233H108V232L110 231V229H112V230L110 231L111 236H109V235H110V234H109V235H108V238H109V240H110L111 242L108 240V243H109L108 247H106V245H105V244H107V241H106L105 244H103V245L101 244V245H100V246L103 247V248L101 247V250H100V246L98 247L99 244H97V245L95 244V247H96V248H92V249L95 250V251H91V250H92V249H91V250L89 251L90 254H89V252H88L87 250L84 251V252H87L86 255H88V257L93 256V255H96V254H97L96 256H98V255L101 256V254H104L105 251H106L105 253L108 254L109 252L112 251L111 249H114V251H112L113 253L119 249V250H120V254H121L122 256H123V254L121 253V250L124 251V249H125V250L127 251V253H124V254H127L126 256H128V254H129V255L132 257L133 255L131 254L132 251H131V247H130V246H132V248H133V246H135V247H137V248L140 247V248H139L140 250H138V249L136 250V248H133L134 251L136 250V251H138V252H136V251L133 252V254L135 255V256H134L135 258L132 257V259L134 258V259L137 260L136 253H138V254H137L138 256L140 255L139 253H141L142 255H140V256H143V257H144V255L146 254V255H145V258H146V257H149V258H150V257L152 256V254H151V256H150V253L147 254L146 251H147V252H148V250H150V251L152 250V251H153V247H152L151 245L155 246V244H157V245L160 246V244H158V243H159L160 241H162V240H159V238H158V239H156V240H157V242H158V241H159V242H158V243H155V242H156L155 238H157V237H155V236L158 234L159 231H158V230H154V228H155L154 226L157 225L155 229H157L158 226H159L158 229L162 231V232H159V235H157V236H160V234H161V233H164V232H166V233H164V234L167 235V232L169 231V228H168L169 226H168L167 224H168L169 222L171 223V221H172L173 219H175L176 221H180V219L177 220L176 218H179V216H180V217L182 216V215L179 214V216L175 218V211H176V216H177V214H178L177 212L180 211V210H178V209H181V207H178V208H177V205H178L179 201H176V202H178V203H176V202L174 201V198H173V200L171 201V202L174 201L175 204H174V202H173L172 205H174V207L171 206L170 209L175 210V206H176V209H177V210H175L174 212H173L172 210L169 211V213H170L169 216H168L169 219L166 218V219H168V220H166V221H165V219H164V220H161V219H162V218H161V219H160L161 221L158 220L159 222L157 221V224L153 225V230H154V232H155V236H154V235H153L154 232L152 231V229H150V228L152 227V221H153V219H154V217H153L154 214H153V215H151V214H152V212H154V211L151 210V214H150V212H148V213L150 214V216L152 217V221H151V220H148V219L150 218V216L147 214V215H148V218H147V215H145L146 213L144 214V215L146 216L145 219L142 218L144 215H142V216L140 217V213L142 212V210L139 209V208L141 207V206H140V203H142V201L144 202V200H145L144 204H146V203L148 202V201H147V200H148V199H147V195H150L148 192L152 193V192H151L152 189L150 188L151 185H150V187H149V184H147V186H146V190H145L146 193L142 190V186L140 187L141 189H140L138 186H136V190H137V191H138V190H142V191H138V192H137V195H138L137 199H140V198H141V199H140L141 202L139 203V202L135 199V197L133 198V196H132L133 194L131 195V193H129V197L132 196V197L130 198V200H131V202H130L129 197H127L128 192H129V191H127V190H128L127 188H125V187L123 186L124 188H122V191L120 190L121 192L118 191V193L109 192V191H112V190L115 191V190H116L115 188H117V187H115V186H117L118 183H115V185L113 184L114 187H113V185H112V187L110 188L111 190L107 191V185H105V184H106V183H105V180H101V179H102L101 177H98V176H96ZM130 177H132V176H130ZM79 178H80V177H79ZM91 178H92V176H91ZM99 178H100V179H99ZM134 178H135V179H134ZM137 178H138V179H137ZM86 179H87V178H86ZM89 179H90V178H89ZM143 179H145L144 176H143ZM146 179H147V178H146ZM146 179H145V183H146L147 181L150 182V180H151V178H150V179H147V180H146ZM99 180L103 181L104 183L102 184L101 181H100V183L98 184ZM130 180H131L132 182H130ZM137 180H138L139 183H137ZM185 181H186V180H185ZM185 181H184L183 186L185 185ZM78 182H79V184H80V186H81L82 183H80V182H81L80 179H79ZM82 182H83V180H82ZM90 182H91V180H89V184H90ZM96 182H97V183H96ZM134 182H136L135 185H134ZM124 183H123V185H124ZM128 183H130V184H128ZM147 183H148V182H147ZM186 183H187V181H186ZM79 184H78V186H79ZM83 184H84V182H83ZM83 184H82V187H83V186H86V183H85V185H83ZM97 184H98V186H99L100 184H102V185H100V187L102 186V187H104V189H103L102 187H101V190H100V189H97V187H98ZM132 184H133L134 186H133ZM118 185H119V184H118ZM120 185H121V184H120ZM140 185H141V184H140ZM140 185H139V186H140ZM181 185H182V184H181ZM78 186H77V188H79V190H82V189H83L82 187H81L82 189H80V186H79V187H78ZM190 186H191V184H190ZM100 187H98V188H100ZM130 187H131V189H130ZM180 187H181V186H180ZM184 187H185V186H184ZM184 187H183V190H182L181 193L184 192V189H185ZM113 188H114V189H113ZM137 188H139V189H137ZM149 188H150V189H149ZM95 189H97V190H95ZM125 189H126V190H125ZM143 189H144V188H143ZM179 189H180V188H179ZM188 189H189V187H188ZM92 190H93V189H92ZM99 190H100V192H99ZM103 190H104V191H103ZM105 190H106L107 192H109L110 194L113 193L114 195L111 194L110 197H109V196L107 195L108 193L106 192V196H104V195H105V194H104V193H105ZM148 190H149V191H148ZM84 191H85V190H83V192H84ZM97 191H98V192H97ZM180 191H181V189L179 190L178 193H180ZM188 191H191V190H188ZM188 191H187V192H188ZM83 192H81V193H82V194H85V193H83ZM96 192H97L98 194H97ZM122 192H123V193H122ZM140 192H143V193L147 194V195H146V198H145V195H144V194H143V195H144V196H143L144 198H142V195L139 197ZM75 193H76V196H77V192H76V190H75ZM95 193L97 194V196L95 195ZM125 193H126V194H125ZM138 193H139V194H138ZM88 194H89V193H88ZM141 194H142V193H141ZM218 194H220V193L218 192ZM68 195H70V197H71V194H68ZM135 195H136V193H135ZM95 196H96V197H95ZM107 196H108V197H107ZM70 197H69V198H70ZM92 197H93V198H92ZM126 197L128 198V200H129V202H130L131 204L134 203V205H135V204L138 203V205H136L138 208H136V209H133V208L135 207L134 205H132V206H134V207H132V206H129V205L127 204V206H129V207H128V211H132V212H133L134 210H137V212L139 213V214H137V215H139V216H137V217L140 218L141 220L143 219V221H144V222H143V221H141V220L139 219L140 222L142 223L141 225H142L143 227H144L143 223L145 224V226H148V227H149V225H148L149 223H148V222L151 221V223H150V224H151V227H149V228H148V227H145V228H147V229H145V228L143 229V228H142L144 231L146 230L145 232H147V230L150 229L153 233H152L151 231H149V232H148V235H149V233H152L153 237H155V238H154L155 241L153 240V238L151 239V237H149L150 235L147 236V237L145 236L144 239L142 238L144 242H148V243H149V241H151V242L153 243V244H151V242H150V244H149L150 248H147L148 250H146L145 247H144V246L149 247L148 244H147V245H146V244L143 245V247H144V249H145V251H144L143 247L141 246L142 241L140 240L141 242H138V243L140 244V245H139V244L137 243V240L135 241V238H134V241H135V242L137 243V245H139V246H137L136 243L133 244V245H131L134 241H133V235L131 234L132 231H130L129 229H130V227L133 225L131 221H132L134 218H132V220H130V217H131L133 214L131 215L132 212H128V211H126V210H127V208H126L127 206H125V205H126L125 202H126V200H127ZM65 198H66V199H65ZM65 198H64L65 201H63L64 199L62 198V199H63V200H62L63 202L68 201V200H67L68 197H66V195H65ZM73 198H75V194H73ZM89 198H91V199H89ZM109 198H110V199H109ZM148 198H149V197H148ZM177 198H178V196H177ZM104 199H105V200H106V199L109 200V202H110V203H109V207H110V208H109V207L107 208V206H108V205H107V204H108V203H107L108 200L105 201ZM133 199H134V200H133ZM143 199H144V200H143ZM70 200H71V198H70ZM70 200H69L68 202H71V201H72V200H71V201H70ZM89 200H90V201H89ZM132 200H133V201H132ZM149 200H150V198H149ZM177 200H178V199H177ZM62 201H61V203H62V205H64V203H63ZM88 201H89V202H88ZM146 201H147V202H146ZM151 201H153V200L151 199ZM182 201H183V200H182ZM182 201H181L180 204H182ZM68 202H67V203H68ZM73 202H75V199H73ZM171 202H170V203H171ZM61 203H60V205H61ZM67 203L64 205V207H65V213L67 212V209L70 208V206H69V208H68ZM85 203H86L87 205H85ZM130 203H129V204H130ZM88 204H89V207H88ZM96 204H97L98 206L102 207V209H104V211L106 212V213L102 212L103 210L97 206V209L99 208V210H98V214L101 212V213H100V214H101V217H100V214L97 215V216H94V215L97 214V213L92 214V213H94V212L97 211V210H95V209H96V208H95V207H96ZM131 204H130V205H131ZM176 204H177V205H176ZM183 204H184V202H183ZM183 204H182V205H183ZM58 205H59V204H57V206H58ZM62 205H61V206H62ZM68 205H69V203H68ZM94 205H95V207H94ZM141 205H142V204H141ZM61 206L58 207V208L56 207L55 211H56V210H58V211H56V212H60V211H62L61 213L63 214V212H64V211H63L64 208H62ZM66 206H67V208H66ZM77 206H79V204H77ZM86 206H87V207H86ZM179 206H180V205H179ZM83 207H82V209H84ZM103 207H104V208H103ZM172 207H173V208H172ZM184 207H185V205L182 206V209H183ZM59 208H60L61 210H60ZM94 208H95V209H94ZM131 208H132V210H131ZM62 209H63V210H62ZM72 209H73V208H72ZM72 209H71V210H72ZM77 209H79V208H77ZM82 209H81V211H82L81 214H82L84 211H86V210H87V213H86V212H85V213L88 214V209H86V210H85V209L82 210ZM184 209H185V208H184ZM59 210H60V211H59ZM74 210H75V208H74ZM92 210H93V211L95 210V211L93 212ZM100 210H102V211H100ZM145 210H146V212H147L148 209L145 208ZM153 210H154V209H153ZM109 211L111 212V214L108 213ZM125 211L129 213V214H127V215H129V216L126 215ZM113 212H114V213H113ZM123 212H124L125 214H124ZM137 212H136V213H137ZM143 212H145V211H144V208H143ZM143 212H142V213H143ZM172 212H173V214H174V215H173L174 218H173V216L171 217ZM181 212H183V211L181 210L180 213H181ZM14 213H15V212H14ZM54 213H55V212H54ZM54 213H53V215H55V218H56V217H59L58 219H62V217L65 216V214L62 216L61 213H60V214H61L62 217L59 216V214H58V216H56L57 213H55V214H54ZM85 213H84L83 215H85ZM90 213H89V214H90ZM115 213H116V214H115ZM117 213H121V214H119V216H117ZM122 213H123V214H122ZM142 213H141V214H142ZM81 214L78 215V217L76 218V220H75V216H76L77 214H75L74 217H72L73 215H71V218H72V219H70V218H68V219L65 218V219H66V222H67V220H69L70 222L65 223V222H64L65 220H64V221H60L59 223L61 224V226H59V227H63V224L65 223L64 228H65L66 230H68V228H71V231H72V229H73V228H72L73 225H72V227H68V226H70V224H73L74 222H76L77 219L79 220V216H80ZM104 215H106V216H104ZM107 215H108V216H107ZM111 215H112V216H111ZM114 215H115V216H114ZM125 215H126V217H128V219H129L128 221H127V218H125ZM130 215H131V216H130ZM109 216H110V217H109ZM113 216H114V217H113ZM60 217H61V218H60ZM66 217H67V216H66ZM69 217H70V216H69ZM107 217H108L109 219H108ZM122 217L125 218L126 222L124 221V219H122ZM132 217H133V216H132ZM134 217H135V216H134ZM14 218H15V217H14ZM52 218H53V217H52ZM52 218L49 219V221L47 220V222L51 223L52 226L49 225V223H48V224L45 223L46 226H47V229H46V226H45L46 232H45V230L43 231L42 229H41L42 231H41V230H40V231H41V234H42V235H43V232L46 233V235H47V237H48V242L52 239V240H53V241L51 240L52 242L55 241L54 243H57L56 241H60L61 237L64 235V232H65V236H66L67 234H66V230H62L63 228H61V230L63 231V233H62L61 230L58 229V228H59V227H58L59 224L56 222V219H57V218H56V219H55V218L52 219ZM63 218H64V217H63ZM73 218H74V219H73ZM101 218H102V219H101ZM104 218H105V219H104ZM112 218H113V219H112ZM115 218H116V219H115ZM118 218H119V219H122V220L124 221V223H122V222H123L122 220H119V221L117 222ZM135 218H136V217H135ZM170 218H171V219H170ZM58 219H57V221H59ZM88 219H87V220H88ZM103 219L106 221V222H105V227H107V228H109V227L111 226L110 223H111L112 221H113V222L116 221L115 224H119L118 226H115L116 228L120 226V222H121V225L124 224V225H125V228H124L123 226H120L119 228H121V229L124 228V229H126V230H127V228H128V225H131V224H132V225L129 226V228H128V230L130 231V234H131L132 236H129V234H126V236H125V234H124L125 232H124V231H126V230H124V229H123L124 231H122V230H120L119 228H117V229L113 228V222H112V228L110 227V228H109V231H108V229L104 227V220H103ZM106 219H107V220H106ZM146 219H147V220H146ZM150 219H151V218H150ZM50 220H51V222H50ZM52 220H54V222L57 223V224H55L54 222L52 223ZM71 220H72V221H71ZM136 220H138V219L136 218L135 221H136ZM170 220H171V221H170ZM96 221H97V222H96ZM154 221H155V220H154ZM168 221H169V222H168ZM63 222H64V223H63ZM72 222H73V223H72ZM79 222H80V221H79ZM79 222H77V224H78ZM128 222H129V223L131 222V223L128 224ZM145 222H146V223H145ZM160 222H161V223H160ZM166 222H168V223H166ZM172 222L176 223L175 221H172ZM68 223H70V224L67 225ZM96 223H97V224L99 223L100 225L98 226V225H96ZM101 223H102V226H103L104 228L101 227ZM107 223H109L108 226H106ZM126 223H127V227H126ZM133 223H135V222L133 221ZM137 223H139V221H137ZM137 223H136V224H137ZM147 223H148V224H147ZM154 223H155V222H154ZM158 223H159V224H158ZM162 223H163V225H165V223H166L165 228H168V231H167V229H165V231H163V230H164V226L162 227ZM174 223H171V224H169V225H173ZM177 223H178V222H177ZM74 224L76 225V223H74ZM115 224H114V225H115ZM136 224H135V225H136ZM48 225L51 226V227H49ZM53 225H56V226H57L56 228L58 229V230H57L58 232L54 229L55 227L52 228ZM66 225H67V227H65ZM94 225L96 226V228H94V227H95ZM109 225H110V226H109ZM138 225H139V226H138ZM138 225H136V226H138L139 228L142 227V226H140V224H138ZM175 225H177V224H175ZM90 227H89V228H90ZM99 227H101V228H103V229H101V228H99ZM122 227H123V228H122ZM138 227H137V228H138ZM161 227H162L163 229H161ZM174 227H175V226H174ZM43 228H44V226H43ZM75 228H76V229H78V228L80 229L79 226H78V227L75 226ZM91 228H90V229H91ZM176 228H177V227H176ZM176 228H175V229H176ZM49 229H50V231H51L52 229H54V231H56L55 234H54V236H53V230H52V232L48 231V233H52L51 236H49L50 234H47V230H49ZM76 229H73V230H75V233H76ZM79 229H78V230H79ZM95 229H96V230H95ZM99 229H100V230H104V229H105L106 233H105L104 231H101V232H100ZM114 229H115V230H114ZM140 229H141V228H140ZM172 229H173V227H172ZM172 229H170V230L172 231ZM175 229H174V230H175ZM82 230H84V229H82ZM118 230L120 231V234H121V235L118 233V232H119ZM128 230H127V231H128ZM143 230H141L140 232H143ZM40 231H39V232H40ZM59 231L61 232V235H62L61 237L59 236V235H60ZM71 231L68 230V233L71 232ZM107 231H108V232H107ZM127 231H126V233H128ZM138 231H139V229H138ZM156 231H158V232H156ZM72 232H73V231H72ZM78 232H79V231H78ZM103 232H104V233H103ZM121 232H123V236H122V233H121ZM140 232H139V233H140ZM35 233H36V234H35ZM35 233H34V235H36V238H35V239H36L37 243H39V244H40V242H41V244L44 243V241L47 239V238H46V235H45V238H46V239L44 238V239H45V240H44V239H43L44 235L41 236V235L38 234L39 237L41 236L40 239H42V240H39V237H37V236H38V235H37L38 231L35 232ZM56 233H59V235L57 234V237H59V240H58V239L56 238V236H55ZM80 233L82 234L83 231H82V232L80 231L79 234H80ZM100 233H103V234H100ZM112 233H114L113 235H115V234L118 235V234H119L118 238H119L120 236H122L121 238H123V237H127V236H128V238H126V239L123 238V240H124L125 242H124V241H122V242H123V243H126V244H124V245L122 246V247H124L123 249H120V248H122V247L120 246L121 243L118 244V241H119V240L117 241V244H118L120 247H118V245L115 243V242H116V239H118V238H116V236H112ZM156 233H157V234H156ZM169 233H170V232H169ZM77 234H78V233H77ZM143 234H144V233H143ZM141 235H142V234H141ZM144 235H146V234H144ZM152 235H151V236H152ZM166 235H162V234H161L160 238H161L162 236L164 237V236H166ZM52 236H53L54 238H56L57 240L53 239ZM67 236H68V235H67ZM69 236H70V235H69ZM80 236H85V234L83 233V235H80ZM95 236L98 237V238H100V237H101V238H100V239L94 238ZM102 236H103V237H102ZM167 236H168V235H167ZM49 237H51V238H49ZM63 237H64V236H63ZM111 237H112V238L115 237L116 239H115V238L112 239ZM130 237H131V239H132V241H133V242L131 241L132 243L130 242V240H131ZM88 238H89V239H88ZM90 238L92 239L91 241H93V240L95 239L94 242H92V243H94V244L91 243L90 245H88L89 249H88L87 247L84 248V247H85V244H86V240H89V242H91V241H90ZM110 238H111V239H110ZM146 238L148 239V241L145 240ZM35 239H34V237H33V241H34ZM37 239H38V240H37ZM96 239H97V240H96ZM101 239H102V240H101ZM119 239H120V238H119ZM127 239H128V240H127ZM129 239H130V240H129ZM139 239H140V237H139ZM161 239H164V238H161ZM112 240H113V241H112ZM126 240H127V241H126ZM152 240H153V241H152ZM38 241H39V242H38ZM51 241H50V242H51ZM84 241H85V243H84ZM114 241H115V242H114ZM120 241H121V240H120ZM34 242H35V241H34ZM34 242H33V244L31 245L30 249H28V250L30 251V253L28 252V257H29V255H30V257H29L28 259H30L31 257H33V256H31V255L33 254L32 252H35V251L38 249V247L34 245ZM45 242H46V243H44V244H42V245H45V246H46V247H45L46 249H45V252H44V253H46V254L48 255L49 252H50V250H49V248H48V251H47V245L50 244V243H48L47 241H45ZM52 242H51V243H52ZM113 242H114L115 244H114V245H111ZM47 243H48V244H47ZM83 243H84V245H83ZM130 243H131V244H130ZM129 244H130V245H129ZM42 245H39V246H42ZM104 245H105V247L107 248V250L104 249V248H105ZM116 245H117V246H116ZM157 245H156V246H157ZM33 246H34L36 249H35ZM72 246H73V245H72ZM86 246H87V244H86ZM109 246H111V247H109ZM112 246H116V248L118 247V249L115 250L116 248H115V247L112 248ZM126 246H129V247L126 249V248H125ZM159 246H158V247H159ZM42 247H44V246H42ZM42 247H40L41 249L39 248L40 252L37 251L38 254H41L42 251H44V250L42 249ZM48 247H49V245H48ZM79 247H80V248L83 247V250L80 249L81 252L79 251V254H77V253H78V250H79ZM93 247H94V246H93ZM32 248H33L34 250H33ZM109 248H111V249H110L111 251H109ZM129 248H130V249H129ZM155 248H157V247H155ZM155 248H154V251L157 252L158 250L156 251ZM31 249H32V251H31ZM103 249L105 250L104 252L102 251ZM128 249L131 251V253H130V251H128ZM141 249H142V250H141ZM159 249H160V247H159ZM75 250L77 251L76 253H74ZM119 250H118V251H119ZM96 251H97V253L94 254ZM98 251H99V253H98ZM101 251H102V252H101ZM123 251H122V252H123ZM126 251H124V252H126ZM140 251L145 252L144 255H143V253L140 252ZM150 251H149V252H150ZM19 252H20V251H19ZM19 252H18V253H19ZM91 252H92V254H91ZM112 252H111L110 254H108L109 256H108V255H107V256H108V257H111L112 255H113V256L116 255V256L118 257V256L120 255V254L117 255V254H116L117 252H116L115 255H114V254H112ZM128 252H129V253H128ZM155 252H154V253H155ZM21 253H22V252H20V255H21V256H20L19 254L17 255V253H16V255H15L14 257L18 258V256H20L21 258H23V259L26 260L27 257H22L23 253H22V254H21ZM81 253H83V254H81ZM151 253H152V252H151ZM36 254H37V253H36ZM36 254L34 253L33 255H36ZM62 254H63V255L65 254L66 256H65V255L63 256ZM71 254H72V255H71ZM80 254H81V255H80ZM50 255L52 256V253H51ZM76 255H77V256H76ZM78 255H79V256H78ZM86 255H85V257H86ZM121 255H120V256H121ZM148 255H149V256H148ZM23 256H24V255H23ZM51 256H50V257H51ZM62 256H63V257H62ZM71 256H72V257H71ZM74 256H75V257H74ZM100 256H99V257H100ZM102 256H105V257H106V254H105V255H102ZM116 256H115V257H116ZM140 256H139V257H140ZM61 257H62V258H61ZM88 257H86V258H88ZM143 257H142V258H143ZM140 258H141V257H140ZM142 258H141V259H142ZM155 258H156V257H155ZM23 259H20V258H18V259H14V258H13V260H12L11 262H14V264H16V263L18 264L19 261H21V260H23ZM28 259H27V260H28ZM129 259H130V257L128 256L127 264H129V261H130V260L132 261V264H134V261H135V260H134V259H133V260H132V259L129 260ZM143 259H144V258H143ZM146 259H148V258H146ZM153 259H154V258H153ZM15 260H17V261L15 262ZM18 260H19V261H18ZM51 260H52V259H51ZM51 260H49V261L51 262V264H55V263H56V262H54L53 260H52V261H53V263H52ZM61 260H60V263L62 264L63 261H61ZM91 260H92V259H91ZM91 260L89 259V261H91ZM139 260H140V259H139ZM85 261H86V260H85ZM87 261H88V259H87ZM141 261H142V260H141ZM146 261H147V260H146ZM92 262H93V261H92ZM135 262L137 263V261H135ZM143 262H145V261L143 260ZM57 263L60 264L59 262H57ZM57 263H56V264H57ZM80 263H81V262H80ZM86 263H87V262H86ZM94 263H95V262H94ZM122 263H123V262H122ZM136 263H135V264H136ZM145 263H146V262H145ZM11 264H13V263H11ZM65 264H66V263H65ZM70 264H73V263L70 262ZM88 264H91V263L88 262ZM92 264H93V263H92ZM123 264H124V263H123ZM130 264H131V262H130ZM141 264H142V263H141ZM147 264H149V263L147 262Z\"/></svg>",
    "mask_w": 264,
    "mask_h": 264
}]
</instances>
